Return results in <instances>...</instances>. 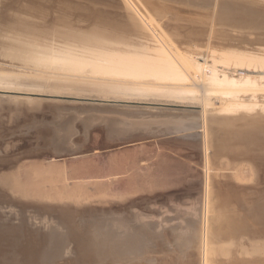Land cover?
Here are the masks:
<instances>
[{
    "label": "rangeland",
    "instance_id": "1",
    "mask_svg": "<svg viewBox=\"0 0 264 264\" xmlns=\"http://www.w3.org/2000/svg\"><path fill=\"white\" fill-rule=\"evenodd\" d=\"M103 2L1 0L0 32L26 8L75 20ZM207 5L192 0L201 16ZM23 88L0 91V264H204L210 248L212 264H264V112L228 115L216 97L205 113L202 91L192 103Z\"/></svg>",
    "mask_w": 264,
    "mask_h": 264
},
{
    "label": "bare ground",
    "instance_id": "2",
    "mask_svg": "<svg viewBox=\"0 0 264 264\" xmlns=\"http://www.w3.org/2000/svg\"><path fill=\"white\" fill-rule=\"evenodd\" d=\"M203 1L205 17L192 10V0H107L105 8L85 5L88 14L75 20L46 21L26 8L0 32V59L14 69L0 71V91L64 82L107 95L192 103L202 91L205 113L214 112L216 97L228 115L264 112V7L246 13L231 0ZM210 119L220 127L226 118L219 110ZM208 176L204 192L213 195ZM216 251L205 250L204 264H212Z\"/></svg>",
    "mask_w": 264,
    "mask_h": 264
}]
</instances>
